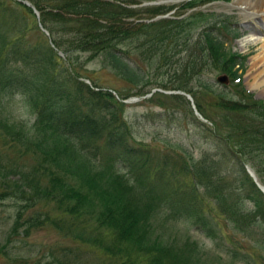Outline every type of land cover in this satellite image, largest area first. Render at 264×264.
<instances>
[{
  "label": "trees",
  "instance_id": "trees-1",
  "mask_svg": "<svg viewBox=\"0 0 264 264\" xmlns=\"http://www.w3.org/2000/svg\"><path fill=\"white\" fill-rule=\"evenodd\" d=\"M28 1L38 19L21 0H0V199L9 198L13 205L10 232L27 234L32 227L52 226L90 248L98 264H205L194 243L163 238L154 216L160 205L167 209L165 220L192 214L195 224L212 235L192 190L185 191L177 176L185 174L195 186L204 187L205 194L215 196L227 180L203 159L132 142L121 101L130 92H118L116 98L81 79L83 61L96 55L134 84L132 94L152 88L190 93L211 125L193 118L204 126L215 153L236 164L238 185L251 201L253 214L264 221V194L243 167L248 163L264 184V104L241 84L244 56L228 46L233 29L228 15L201 9L182 14L207 0L182 2L184 10H174L173 17L147 22L139 19L175 4ZM80 53L85 55L78 60ZM213 70L228 74L225 87L231 95H213L216 111L211 119L196 95L198 87L215 84ZM13 93L25 95L33 106V131L4 111L3 100ZM151 95L186 103L179 93L155 89ZM256 155L257 161L251 157ZM50 256L51 263L66 264L64 258ZM75 259L72 255L71 264Z\"/></svg>",
  "mask_w": 264,
  "mask_h": 264
},
{
  "label": "rangeland",
  "instance_id": "rangeland-1",
  "mask_svg": "<svg viewBox=\"0 0 264 264\" xmlns=\"http://www.w3.org/2000/svg\"><path fill=\"white\" fill-rule=\"evenodd\" d=\"M234 1L218 0L198 7L231 14L230 20L232 25L237 27L238 33V37L231 43V49L246 55L242 83L255 97L262 99L264 104V80L254 84L259 80L258 76L254 75L259 71V65L264 62V57L261 58L264 55V14L245 9L241 4L235 5ZM176 9L184 10L177 4L171 12ZM44 34L49 39L46 32ZM35 35L39 38V33ZM84 55L80 53L77 59H83ZM141 65L146 71L150 68L144 63ZM83 67L81 77L87 83H91V86L94 83L102 89L111 90L110 93L116 98L118 92H130L127 97L122 98L124 102L122 110L124 118L131 124L133 142L150 146L156 151L176 153L186 159L190 156L194 161L203 158L206 165L213 166L221 174L232 179L233 173L230 171L229 162L215 160L208 137L192 117L189 102L184 103L182 99L171 100L172 98L156 96L157 94L149 96L132 94L134 84L120 78L101 55L83 61ZM262 71L264 74V69ZM220 72L213 70L210 75L213 78ZM198 88L196 99L201 102L207 117L214 119L213 112L216 110L211 105L213 95L218 91H223L225 95H231V92L218 82L209 89ZM3 105L10 118L22 121L29 131L34 130L32 124L35 112L31 103L25 100V95L13 93L3 100ZM192 113L195 114L193 110ZM195 116L201 119L198 114ZM220 128L226 130L223 124H220ZM251 157L255 161L260 158L259 155ZM177 180L185 191L192 190L199 212L201 213L203 208L202 212L204 211L203 213L211 220L214 237L208 238L195 228L191 221L192 214L180 219L165 220L166 214L163 213L165 207L160 205L158 208L160 213H157L159 216H154V226L163 238L172 239L176 244L194 243L205 264H264V222L250 216V203L238 197L236 189L232 187L223 191L219 189V196H215L205 194L207 191L204 187L197 184L195 186L185 174H179ZM12 214L11 200L0 199V264H56L51 263L53 259L50 254L64 258L66 264H71L72 255L76 256L72 264H98L95 262V253L90 248L81 245L78 239L69 234L63 236L52 226L32 227L27 234L10 232ZM66 248L70 252H66ZM224 251L234 252L237 257H230Z\"/></svg>",
  "mask_w": 264,
  "mask_h": 264
},
{
  "label": "bare ground",
  "instance_id": "bare-ground-1",
  "mask_svg": "<svg viewBox=\"0 0 264 264\" xmlns=\"http://www.w3.org/2000/svg\"><path fill=\"white\" fill-rule=\"evenodd\" d=\"M234 4L235 5L241 4V5H244L245 9L253 10L258 14H264V0H235ZM263 20H264V18H263ZM263 57H264V55L261 56V58H263ZM258 69H259V71L257 73H255L254 76H258L259 80L255 81L254 84H258V83H260V81L264 80V74L262 73L263 72L262 70L264 69V62H262L261 65H259Z\"/></svg>",
  "mask_w": 264,
  "mask_h": 264
},
{
  "label": "water",
  "instance_id": "water-1",
  "mask_svg": "<svg viewBox=\"0 0 264 264\" xmlns=\"http://www.w3.org/2000/svg\"><path fill=\"white\" fill-rule=\"evenodd\" d=\"M24 2H25V1H24ZM25 3H27V2H25ZM34 12L37 13L36 10H34ZM159 16H166V14H163V15H157V17H159ZM216 79H217L218 81H220V82H226V80H227L225 74H218V75L216 76ZM186 97L189 98V96H188L187 94H186Z\"/></svg>",
  "mask_w": 264,
  "mask_h": 264
},
{
  "label": "clouds",
  "instance_id": "clouds-1",
  "mask_svg": "<svg viewBox=\"0 0 264 264\" xmlns=\"http://www.w3.org/2000/svg\"><path fill=\"white\" fill-rule=\"evenodd\" d=\"M33 123H34V120H33Z\"/></svg>",
  "mask_w": 264,
  "mask_h": 264
}]
</instances>
